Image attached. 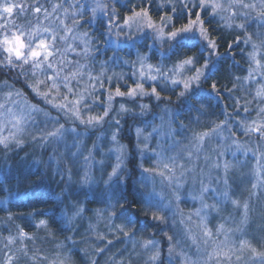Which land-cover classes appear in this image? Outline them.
<instances>
[{
	"label": "rangeland",
	"instance_id": "obj_1",
	"mask_svg": "<svg viewBox=\"0 0 264 264\" xmlns=\"http://www.w3.org/2000/svg\"><path fill=\"white\" fill-rule=\"evenodd\" d=\"M58 1L0 0L1 4L7 2L22 6V10L15 8L11 15L0 13V25L7 26L0 27V39L4 35L11 36L20 31L25 34L39 32L48 40L55 36L56 52L55 56L50 58L54 66L64 68L62 77L72 72L81 73L71 80L69 86L74 92L85 96L84 103L91 109L88 114L102 116L104 110L109 107L108 96L111 93L114 99L111 101L109 114L96 126L81 124L71 113L65 114V111L52 107L36 92L33 91L39 103L31 102L18 87L0 83V104L4 105L0 108V138L8 137L9 144L12 145L30 144L36 147L48 163L53 162L65 175L67 181H73L87 190L102 185L103 190L109 192L113 188L105 184V181L116 163V153L110 150L117 146L112 141V135L116 133L119 145L123 146L124 173L128 166L129 151L120 132L125 120L129 119L135 123L133 134L138 152L139 184L145 196L153 191L158 194L160 208L152 210L164 218L162 223L169 225L166 232L168 239L171 237L169 246L172 251H168L166 258L164 254L163 259V247L157 238L132 239L137 240L136 246H133V258H137V263L109 258L105 260L106 264H260L259 258H254L250 249L241 250L240 245L241 241H247L257 251H264L252 241L254 236L260 237L263 227L257 217L250 218L252 201L256 197L264 196V136L259 132L247 131L264 124V111H261L264 109V19L258 16V13L264 10V0H243V3L255 4V9H245L232 0H219L224 10L215 17L209 15L211 9L203 12L199 8H192V4L198 0H155L153 7L152 0H134L141 3L134 5H131L132 0ZM38 2L45 3L46 10L40 8L41 11L36 12ZM98 3L103 5V10L97 8ZM185 3L192 12L195 11L192 13V19H195L196 12H200L205 28L206 19L212 18L235 27L244 24L243 32L253 30L251 41L247 45L251 66L246 76V88H243L244 84L241 85L242 94L237 103L230 108L224 107L222 114L212 118L206 115V112L198 115V121L196 117L193 125L184 119L188 105L185 104L183 109L179 107L182 104L178 98L179 92L183 90L182 86L174 87L170 80H165L163 76H159L156 81L140 78L141 71L148 77L157 75L155 69L160 68L161 72L170 78L181 79V76H173L170 71L178 61L166 60L168 53L164 51L174 44V41L167 39V33L181 27L175 24L173 16L178 12L173 13L172 8H183ZM229 4L232 6L229 7ZM125 5L131 12L119 14L116 8L126 11ZM94 8L97 9L95 13L92 11ZM142 8L148 11L157 27L160 25L161 16L173 17L169 27L164 29L163 42L152 29L144 28L143 31H138L133 25L131 29L124 28L121 31L120 26H123L124 18ZM164 8L169 9L170 13H164ZM156 10L159 11L157 17L153 13ZM233 12L236 13L234 17ZM243 13H247V16L242 15ZM22 21L23 25L19 23ZM128 36H131V39H128ZM209 36L211 38L210 34ZM195 39L201 41L198 34ZM253 44L256 45L255 49ZM254 51L255 59L251 55ZM5 55L0 51V60H3ZM219 55L216 49L212 59H217ZM138 56L147 57L143 69ZM256 61H259V64ZM148 65L153 66L151 70ZM200 66L201 64L196 63L193 68L185 69L183 77L193 75L194 68ZM12 68L21 72L19 67ZM24 70L29 77L27 78L30 87L35 79L31 75L32 69L30 65H25ZM47 74H51V71L48 70ZM37 76L39 79H45V75L39 71ZM90 77H99V80ZM203 80L201 78L200 85ZM137 82L144 84L146 92L151 91L150 86H156L160 99L157 100L155 96H115L116 87L122 92H127L130 87H135ZM90 85H94V89ZM161 88L164 91H160ZM30 89L33 90L32 87ZM193 89L197 96L204 92L196 85H193ZM17 92L21 95L17 96ZM9 93H12L11 97ZM65 94L70 101L76 98L61 86L58 96L60 102H63L62 97ZM53 95L56 93L53 92ZM122 104L128 109L127 112L120 111ZM141 105L148 107L142 111ZM31 106L40 111H32ZM81 108L83 110V104ZM20 116H23V119L16 125L14 118ZM117 120L119 125L116 124ZM202 121L208 122L205 128L199 124ZM196 122L198 124L193 128ZM181 124L184 125L183 128L180 127ZM61 125L62 136L49 137L46 142L41 141L42 135L60 128ZM137 129L143 132L139 138ZM202 133H208L202 142L198 143L193 139L194 135ZM17 140L21 143L17 144ZM90 151L92 156L86 163L84 157L89 156ZM161 151L166 158L176 157L178 166L174 170L175 180L172 184L167 180L161 182L159 175L144 172V169H153L156 166V153ZM74 153L76 155H73ZM165 162H168L167 159ZM225 164L228 165L227 172ZM85 171L90 172L95 183H81ZM144 177H147V180H144ZM204 187L208 190L203 191ZM243 192L249 194L243 198L240 196ZM260 200L264 202V197ZM233 201L238 203L234 204ZM245 203L248 205L247 213ZM109 212L108 209L106 214L101 210L96 213L98 219L105 220L103 222L106 226L113 224ZM205 228L211 231L210 237L204 235ZM146 241H154L156 248L151 245L145 248ZM127 243L125 242V245ZM157 249L158 260L151 261L150 257ZM225 252L231 257L230 260L222 254ZM237 256L240 257L239 260ZM50 264L75 262L70 256V251L66 250L56 253ZM87 264H96L95 259L88 260Z\"/></svg>",
	"mask_w": 264,
	"mask_h": 264
},
{
	"label": "trees",
	"instance_id": "obj_2",
	"mask_svg": "<svg viewBox=\"0 0 264 264\" xmlns=\"http://www.w3.org/2000/svg\"><path fill=\"white\" fill-rule=\"evenodd\" d=\"M60 1L62 0L58 2ZM154 1H151V7L155 5ZM138 2L132 0L131 5L141 4ZM37 6L43 10L47 8L41 2ZM125 6L126 9L127 5ZM181 7L177 12L187 22V9ZM116 10L121 15L131 12L129 9ZM153 13L157 17L159 11ZM164 13L169 14L170 10L164 8ZM177 22L181 23L178 18ZM19 23L23 25L24 21ZM206 28L211 38L217 42L220 56L213 59L218 60L219 71L208 80H203L199 88L204 92L198 95L203 99H198L197 102L205 105L203 114L206 112L212 118L222 114L224 107L230 108L237 103L242 94V84L246 88V76L251 62L248 43L244 41L253 30L243 32L242 29L222 24L212 18L206 19ZM237 39L239 43L236 42ZM204 43L205 41L195 39L194 44L190 43L187 48L176 45L174 52L168 48L164 51L168 53L165 59L179 61L188 56L197 57L201 53L206 58L208 51L202 47ZM229 45H232L231 49ZM202 63L203 59L199 64ZM27 77L25 70L23 73L16 72L11 66L0 65V83L18 87L31 102L39 103L38 97L28 86ZM212 83L217 84L215 92L210 88ZM179 107L183 109L186 106L182 103ZM203 114L193 111L192 120H189L187 111L184 119L193 125L196 117ZM207 123L202 121L199 124L205 128ZM134 124L129 119L125 120L120 132L128 146L129 155L127 170L122 176L123 183L115 190V195L113 189L108 192L103 190L102 185L87 190L73 181H67L54 163H48L38 149L30 144H9L8 148L0 144V264H50L56 253L66 250L70 251L75 264H87L92 259H95L96 264H106L105 260L109 258L137 263V258H133V246H136L137 240L132 239L148 237L157 238L161 242L163 259L164 254L165 258L168 256L170 243L166 230L169 225L153 220L154 211L146 209L141 199L142 194H145L139 184ZM197 124L196 122L193 128ZM248 194L249 192H243L240 196L244 198ZM261 198L256 197L252 201L250 218L257 217L260 220L259 224L263 227L261 235L254 236L252 241L255 246L264 249V202H261ZM117 199L128 208V215L133 216L134 224L126 223L125 218L119 215V208L115 209V216L111 215L113 208L110 205H114ZM79 208H83V211L75 215ZM108 209L113 219L111 226H106L103 222L105 220L96 216L97 211L101 210L106 214ZM40 221H45L46 226L38 227ZM119 225H125L124 231L119 229ZM95 227L98 229L94 230ZM21 230L25 233L23 237L20 235ZM9 237L13 238L11 243L8 242ZM125 242L128 243L125 245Z\"/></svg>",
	"mask_w": 264,
	"mask_h": 264
},
{
	"label": "snow or ice",
	"instance_id": "obj_3",
	"mask_svg": "<svg viewBox=\"0 0 264 264\" xmlns=\"http://www.w3.org/2000/svg\"><path fill=\"white\" fill-rule=\"evenodd\" d=\"M233 3L236 5L243 7L245 9L251 8L255 9V4H248L243 3V0H232ZM232 5L229 4V7ZM58 7V6H57ZM15 8H20L22 10L21 5L11 4V3H2L0 4V13L11 15ZM97 8L100 10H103V5L97 4ZM183 8L187 9V15H188V23L182 25L180 28H177L175 30H171L167 33V39L170 41H174V44L169 46V50L171 52L175 51V46L179 45L181 48H187L190 43L194 44L195 37L198 34V37L201 41H206V44H202V47L205 51L209 52L208 57H204L203 53H201L197 57L188 56L185 59L179 60L177 63L173 65V68L170 69L173 76H181V79H174L170 78L167 74L162 73L160 68H156L155 72L157 75H150L148 77H145V74L143 71L140 73L141 80L147 78L151 79L153 81H156L159 76H163L165 80H170L171 84L174 87H180L182 86V91L179 92L178 98L181 99V102L188 105V119L192 120L191 113L193 111L197 113L203 114V110L205 108V105L200 102L198 103V99L202 101V97L197 96V92L193 89V85H196L197 88L200 87L201 78H203L205 81L208 80L211 76H213L216 72L219 71L218 68V60L213 61L212 56L215 53L217 49V42L214 39H211L208 30L204 27V20L201 19L200 12L195 13V19H192V9L189 8L188 4H183ZM192 8H199L203 12H208L209 9L211 11L209 12V15L215 17L219 14L220 11L224 10L223 5L219 2V0H198V2L192 4ZM262 8H264V5H262ZM36 12H40L41 9L39 7L35 8ZM93 13L97 11L96 8L92 9ZM176 9L175 7L172 8V12L175 13ZM245 17L247 16V13H243ZM232 16H236V13L233 12ZM258 16H260L262 19H264V10L260 11L258 13ZM223 18V17H222ZM173 19L172 16H161L160 17V25L157 27V25L151 20V17L149 16V13L146 9H141L139 12L133 11L131 16L125 17L123 26H120L121 31L124 30V28L131 29L133 25L137 28L138 31H143L144 28L152 29L156 36L161 39V42H163V38L165 36L164 29L169 27L171 20ZM142 22V23H141ZM0 27L6 28V25H0ZM237 27L244 29V24H239ZM48 30H45L47 32ZM108 31H111V28L108 29ZM191 33L192 35L189 36L188 34ZM87 35V34H85ZM119 35V34H118ZM56 37L53 36L51 40H48L46 36L39 32H29L25 34L23 31H20L19 33H13L11 36L4 35L2 39H0V51L5 53V57L3 60H0V65L3 66H11V67H19L21 69V72L24 71L25 65H30L32 72L31 75L34 77V83L30 85L32 87L33 91L36 92L37 95L41 96L43 99H45L49 104L52 105V107L60 109L65 111V114L71 113L72 116L79 120L81 124L89 125V126H96L100 124L105 117L109 114V109L111 107V101L114 99V96L110 93L108 96V104L109 107L104 110L103 115H91L90 113L91 109L88 108L87 104L85 102V96L80 93H76L73 91L72 87H70L71 80H74L77 78V76H80L81 73L79 72H72L69 75L61 76V72L64 71L63 67H56L54 66L52 60L50 58H53L55 56L56 50H54V41ZM128 39H131V36H128ZM251 41V37L249 36L244 42L248 43ZM239 43V39L236 41ZM229 49H231L232 45L228 46ZM253 48H256V45L253 44ZM252 58L255 59V51L251 54ZM139 62L141 64V69L144 68V62L147 59V57H140ZM203 59V63L200 67L194 68V74L189 77H183V72L185 69H191L194 67L196 63H199ZM19 62V63H17ZM257 64H259V61H256ZM150 70L152 69V65L147 66ZM48 70L51 71V74H47ZM40 72L41 74L45 75V79H39L37 76V72ZM135 75V73H134ZM90 79L93 80H99V77H90ZM63 86L67 89L68 93H71L74 97H76L73 100H68V95L65 94L62 97V101L60 102L58 100V96L60 93V88ZM101 86H103V82H101ZM94 89V85H90ZM151 91L146 92L144 90V84L141 82L135 83V87H130L127 92H122L119 87H116L115 89V96H128V97H136V96H155L157 100L160 99V92L157 91L156 86H150ZM44 88L45 90L42 91L41 89ZM210 88L213 92L217 90V84L212 83L210 85ZM160 91H164L163 88L160 89ZM53 92L56 93V95H53ZM9 97H11L12 93L8 94ZM17 96H20V93H16ZM84 105V108L82 110L81 105ZM4 105L0 104V108H3ZM141 110L143 111L148 106L147 105H141ZM32 111H40L35 106H31ZM247 110V109H245ZM10 111V110H9ZM121 112H127L128 109L124 107V105H121L120 108ZM261 111H264L262 109ZM15 119V124L18 125L21 120L23 119V116H20ZM198 121V117H197ZM255 124V122H253ZM116 124L119 125V121H116ZM181 128L184 127L183 124L180 125ZM63 125L60 126V128L54 130V131H48L44 135L40 137L41 141H47L49 137L51 138H57L59 136H62V130ZM156 129H153L155 131ZM75 131V129H73ZM247 131H255L261 133L262 136H264V124L249 128ZM143 134L141 129H137V136H141ZM208 135V133H202V134H196L194 135L193 139H195L198 143L202 142L204 137ZM15 138L14 136L12 137ZM147 139V137H145ZM112 141L117 145L114 150L116 153V163L112 166V171L108 173V179L105 181V184H108L110 187L113 188V194L115 195V190L119 187L123 181L121 180V175L123 173L122 164L124 161V150L123 146L119 145L117 141V135L116 133H113L112 135ZM17 144L21 143L19 140L16 141ZM0 144H3L5 148H8L9 146V138L3 137L0 138ZM96 145H94V148ZM73 155H76L75 153ZM92 156L91 151L89 152V156L84 157L85 162L87 163L89 161V158ZM157 156V163L156 166L153 169H144V172H152L153 175H159L162 179L161 182H164L165 180L168 181L169 184H172L175 180L174 177V170L178 166L176 164V157H165L163 151L156 153ZM167 159L168 162H165ZM102 164L103 161H100ZM91 167V165H89ZM179 167H183L182 165H179ZM225 172H227L228 165L225 164ZM183 174V173H182ZM70 178V177H69ZM144 180H147V177H144ZM96 181L91 176L89 171H85L82 181V184H93ZM225 184H227V179H225ZM178 186V185H177ZM253 187H256V185H253ZM203 191H207L208 189L204 187L202 189ZM157 195L154 191L152 193H148L147 196H144L142 194L141 199L143 204L145 205L146 209H152V208H160L159 200L157 199ZM178 198V197H177ZM233 203H238L237 201H233ZM204 207H208L207 205H204ZM113 212L111 213L112 216L116 215L115 209L119 208L120 213L119 215L121 217H124L126 220V223L128 225L134 224L135 221L133 219L132 215H128V208L125 207L120 203V200L117 199L115 204L112 205ZM244 208L247 213L248 205L247 203L244 204ZM83 211V208L77 209L75 215H79ZM199 210L197 211V215H199ZM145 215H147V212H145ZM153 220H159L163 221V217L156 215L155 213L152 215ZM245 219H247V216H245ZM39 226H46L45 221H40ZM121 231H124L125 225H119L118 226ZM127 234V233H125ZM21 237L25 235L23 231L20 232ZM204 235L206 237H210L212 235L211 231L205 228ZM171 239V237H169ZM13 240L12 237L8 238V242L11 243ZM149 245H151L153 248H156L154 241H146L144 244V247L147 248ZM245 248L250 249L252 256L254 258H259L260 264H264V251H257L256 248L251 247L250 244H248L247 241H241L240 249L243 250ZM169 251L171 252L172 249L170 248ZM226 259H231V257L228 255V253H222ZM159 258V250L157 249L155 253L150 257L151 261H157ZM237 260L240 259L239 256L236 257ZM11 259V258H9Z\"/></svg>",
	"mask_w": 264,
	"mask_h": 264
},
{
	"label": "bare ground",
	"instance_id": "obj_4",
	"mask_svg": "<svg viewBox=\"0 0 264 264\" xmlns=\"http://www.w3.org/2000/svg\"><path fill=\"white\" fill-rule=\"evenodd\" d=\"M178 9H179V7L176 9V11H178ZM181 17V14H180V12H178L175 16H174V21H175V24H178V25H180L181 24V26L182 25H184V24H186L187 22H186V18L183 16L182 18H180ZM176 18H178L180 21H181V23L180 22H177L176 23ZM220 56V55H219Z\"/></svg>",
	"mask_w": 264,
	"mask_h": 264
}]
</instances>
